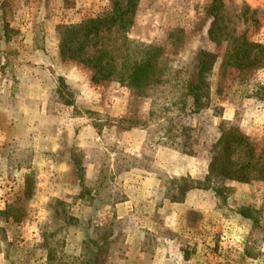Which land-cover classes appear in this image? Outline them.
Wrapping results in <instances>:
<instances>
[{"label":"rangeland","instance_id":"obj_1","mask_svg":"<svg viewBox=\"0 0 264 264\" xmlns=\"http://www.w3.org/2000/svg\"><path fill=\"white\" fill-rule=\"evenodd\" d=\"M213 5L139 0L71 59L59 27L113 0H0V264H264V180L209 174L221 131L264 151V65L234 67L260 56L264 0ZM202 49L216 59L190 114ZM150 59L151 81L129 85Z\"/></svg>","mask_w":264,"mask_h":264},{"label":"trees","instance_id":"obj_2","mask_svg":"<svg viewBox=\"0 0 264 264\" xmlns=\"http://www.w3.org/2000/svg\"><path fill=\"white\" fill-rule=\"evenodd\" d=\"M139 0H113V7L110 11L102 16L94 17L79 24L60 26V51L61 53L73 59L77 52L85 48L84 44L92 36H96L101 32L109 31L114 26H118L121 30L132 25L133 17L136 12ZM222 6V0H214L213 11L216 13ZM220 32L222 31L219 28ZM212 37L214 36V26L209 30ZM216 39V38H215ZM220 41V40H219ZM253 47L260 51V56L252 61V63L243 68L242 65L236 64L234 67L243 71L242 75H248L247 69H258L264 65V46L254 44ZM216 56L202 49L196 57L195 71L188 85L187 96L190 98V114H197L205 107L206 99L210 90L209 77L214 69V61ZM97 70L101 62L96 60V64H92V60L84 61ZM231 64V63H230ZM228 65V64H226ZM156 68L153 60L136 62L132 65L131 76L126 78L128 84L142 90L146 87L153 76L152 70ZM110 71L113 69L109 67ZM126 70V67H122ZM122 81L124 79H121ZM244 147V162L239 168L235 166L234 154ZM217 150L209 163V174L213 177L222 178L227 181H237L249 183L257 180H264V151L258 152L255 144L250 139L241 134L239 131L232 130L226 134L222 132L218 135L214 144Z\"/></svg>","mask_w":264,"mask_h":264},{"label":"crops","instance_id":"obj_3","mask_svg":"<svg viewBox=\"0 0 264 264\" xmlns=\"http://www.w3.org/2000/svg\"><path fill=\"white\" fill-rule=\"evenodd\" d=\"M173 155H174V156H176L177 154H176V155H175V154H173ZM176 157H177V156H176ZM184 160H186V158H184ZM204 172H205V170H204Z\"/></svg>","mask_w":264,"mask_h":264}]
</instances>
